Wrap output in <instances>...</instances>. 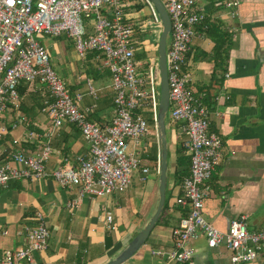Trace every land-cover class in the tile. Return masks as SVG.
Listing matches in <instances>:
<instances>
[{
  "label": "built area",
  "instance_id": "2783aa9c",
  "mask_svg": "<svg viewBox=\"0 0 264 264\" xmlns=\"http://www.w3.org/2000/svg\"><path fill=\"white\" fill-rule=\"evenodd\" d=\"M163 2L171 22L166 56L168 114L173 122L181 123L190 169L181 185L182 195L174 199V204L186 208L188 214L172 230L171 250L154 251L153 255L166 256L173 264L189 263L194 255L189 242L203 235L209 248L225 247L232 264L254 262L264 252V230L249 231L246 218L240 217L231 222L227 232H222L204 217L208 183L222 164L223 144L210 131V109L189 90L183 65L194 29L206 21V13L199 9L196 0ZM224 5L231 17L238 16L239 0H229ZM127 7L123 0H0V142L9 131L22 125V84L31 92L37 86L44 91L41 111L49 122L44 134L27 132L26 141L38 145L34 151L12 152L3 160L0 150V187H7L12 180L53 179L61 188L78 189V197L67 204L68 209H76L86 196L106 198L124 194L139 171L141 181H147L151 171L143 139L149 135V125L145 116L136 111L148 109L156 129L158 63L156 57L149 58L147 67L142 68L136 60L135 27L127 21ZM153 15L158 19L154 9ZM62 36L73 41L81 60L89 52L101 54L100 67L111 73L115 115L110 122L99 125L88 118L99 100L93 82L87 80L86 93L73 97L54 70L46 47L38 41ZM85 96L92 98L93 103L81 108ZM6 113L15 119L9 123L2 117ZM68 125L80 132L88 152L72 160L66 158L58 167L48 170L55 152L52 141ZM36 220V226L26 227L20 234L24 246L2 253L0 264H41L36 255L48 250L51 235L44 216L37 214ZM113 223L114 218L108 213L106 229L113 230Z\"/></svg>",
  "mask_w": 264,
  "mask_h": 264
},
{
  "label": "crops",
  "instance_id": "0c3cea01",
  "mask_svg": "<svg viewBox=\"0 0 264 264\" xmlns=\"http://www.w3.org/2000/svg\"><path fill=\"white\" fill-rule=\"evenodd\" d=\"M123 1L128 6L125 11L127 21L135 27L134 47L139 45V52L157 58L160 27L152 6L133 10L134 3ZM226 1L229 0H196L199 9L206 13V23L211 26V31L203 26L194 29L184 72L188 75L189 90L196 98L207 101L210 131L217 134L223 144L222 164L208 183L204 217L222 232H227L233 220L245 217L248 230L257 232L264 230V0H239L236 18L231 17L225 7ZM220 33L228 35L230 44L222 40ZM66 39L62 48L53 44L59 58L69 51L67 43L70 39ZM217 47L220 48L216 51ZM47 52L52 60V55ZM222 59L227 60L225 73L220 68ZM96 66L102 70L99 60ZM82 68L86 71L79 78L75 75L61 78L73 97L86 93L87 80H91L98 91L96 103H100L92 120L99 125L110 122L115 115L114 106L105 104L104 100L113 96L111 79L94 80L87 73L85 62ZM207 89L210 96L205 93ZM209 97H215L213 102ZM43 102L44 91L37 86L36 91L31 92L27 86L22 95V125L9 131L0 142L3 160H7L12 152H32L38 147L35 142L26 141V135L30 130L37 134L48 131L49 122L41 111ZM92 103L93 99L85 96L80 107ZM139 113L144 115L143 111ZM13 119L15 116L10 114L8 122ZM168 128L172 130V161L171 169L168 165L167 211L144 246L123 264H173L166 256H154L153 252L171 250L172 230L186 217L187 209L174 204V199L182 195L181 185L174 184V173H189L190 158L185 152L186 137L181 132V123L173 122L167 125ZM153 137L157 138V135L149 130V135L143 139L146 153L154 145ZM15 141L18 144H14ZM156 145L159 153V144ZM53 148L55 152L48 170L58 167L66 158L72 160L88 152L80 132L69 125L64 126L53 140ZM168 148L169 158V144ZM179 148L189 160L177 168ZM146 163L149 167L147 159ZM150 171L146 182L141 181V171L135 173L124 194L106 198L86 196L76 209H68L67 204L78 197L77 188H61L49 178L10 181L7 187H0V256L5 251L23 247L21 232L26 227L36 226V216L42 214L51 236L48 250L36 255L41 264L108 263L141 232L156 211L159 172H153L151 168ZM108 213L114 217L113 230L106 229ZM122 223L125 224L121 226ZM106 239L110 241V249L106 248ZM188 247L194 249L189 264H232L228 250L222 246L209 248L203 235L191 240ZM244 264H264V252L256 261Z\"/></svg>",
  "mask_w": 264,
  "mask_h": 264
},
{
  "label": "water",
  "instance_id": "95a60500",
  "mask_svg": "<svg viewBox=\"0 0 264 264\" xmlns=\"http://www.w3.org/2000/svg\"><path fill=\"white\" fill-rule=\"evenodd\" d=\"M153 7L160 20V36L157 44V63L159 73V105L156 121V133L159 144L158 167V205L156 211L148 224L128 244V246L113 260L106 264H123L128 261L136 252L144 246L151 232L159 222L165 208L167 185H168V141L166 120L169 113V84L167 71V46L171 33V22L168 13L161 0H147Z\"/></svg>",
  "mask_w": 264,
  "mask_h": 264
},
{
  "label": "trees",
  "instance_id": "16d2710c",
  "mask_svg": "<svg viewBox=\"0 0 264 264\" xmlns=\"http://www.w3.org/2000/svg\"><path fill=\"white\" fill-rule=\"evenodd\" d=\"M129 1H131V3H134L133 10L134 9L140 10V9L144 8L146 5H150L146 0H129ZM199 26H203V28L205 30H207L208 32L211 31V26L208 25L206 23V21L204 23L200 24ZM136 32L137 33H140V31L138 29H136ZM62 37H65V36H62ZM220 37L222 38V40L227 41L228 44H230L229 43L230 40L227 39V38H229L228 35L223 34V33H220ZM138 47H139V45L138 46L136 45V47H134L136 49L135 58H136L137 61L142 62V64H143V67L142 68H146L147 65H148V58H149V56H148V54L146 52H143V51L142 52H139L138 51L139 50ZM219 48L220 47H217L216 51ZM188 54H189V52H188ZM188 54H187V56H188ZM187 56H186L185 63L183 65V71H184V67L186 66ZM100 57H101V54L98 53V52H89V53L86 54V58L83 61L85 62V66L88 67L87 73L89 72V75L94 80H99V79H103V78H106V77H107V79L110 80L111 79V73H110V71L107 70V69H102L101 70V69H99L96 66V64L98 63V60L100 59ZM220 62H221L220 68L223 71V73H225L226 72V68L225 67H226L227 60L226 59H222ZM26 90H27V85L26 84H22L20 86V88H19V93H20V97H21L20 111L22 110V95L25 93ZM205 93H207V95L210 96L209 89H207V91H205ZM214 98L215 97H209V101L210 102H213L212 100H214ZM199 99L202 100L201 98H199ZM104 102L107 105L109 104L111 106H114L113 96H111V97L109 96L108 99L104 100ZM202 102L207 107L209 106L206 103L207 101H203L202 100ZM96 106L97 107L93 111V114H94V112L97 109H99L100 103L98 102ZM136 113H139V110H137ZM93 114L88 117L90 120L93 119ZM168 117H167V120H166V125H169V124L173 123V121L171 120V118L169 117V119H168ZM147 121H148L149 129L152 128V127L155 129V123H154L153 117L151 116L149 118V120L147 119ZM52 143H53V141H52ZM187 158L188 157H186V156L183 155L182 148H179V150H178V158H177V168L178 167H181L183 164L188 163V160L189 159H187ZM145 159L148 160L149 167L153 170V172H156L157 173V171H158V146L157 145L154 144L150 149H148V151H147V153L145 155ZM188 176H189V173L188 172L186 173V172L176 171L174 173V179H175L174 184L175 185H182L183 184V181ZM167 198L168 197H166L165 208H164V212H163L161 218L165 215V213L167 211V203H168ZM187 213H188V210H187V212L184 213V215L187 216ZM109 242H110L109 239L108 240L106 239V248L107 249H110V243ZM185 264H189V263H185Z\"/></svg>",
  "mask_w": 264,
  "mask_h": 264
},
{
  "label": "rangeland",
  "instance_id": "374dc122",
  "mask_svg": "<svg viewBox=\"0 0 264 264\" xmlns=\"http://www.w3.org/2000/svg\"><path fill=\"white\" fill-rule=\"evenodd\" d=\"M161 1H162V3H164L163 0H161ZM58 39L59 38L53 39V38L45 37V38L40 39L38 41H39L40 44L45 46L47 48V50L50 52V54L52 55L51 56L52 57V60H51L52 61V66H53L54 70L59 74L60 77H62L63 79H66V75H68V76L69 75H72V76L75 75V76H77V78H79L80 74L82 72H85L86 70H83V68H82L84 66V62H83V60H81L78 57L77 53L75 52L73 41L72 40H68V43H67L68 47L67 48H68L69 51H67L65 53V55H62L59 58L55 54V51L53 50V44L57 43L62 48V43L64 42V40H67V39H66V37H61V39H59V40ZM68 52H70V53L67 54ZM64 60H65V63H64ZM73 70H74V72H73ZM70 72H71V74H70ZM67 80H68V78H67ZM143 114H144L145 118L148 119V120L151 117V114L149 113L148 109H144L143 110ZM168 116H169V114H168ZM2 117H4L5 119H8L9 113L3 114ZM168 119H169V117H168ZM149 130H150V132H152L155 135H157L156 129H154L153 127L150 128ZM167 137H168V144H169V147H170V157L168 158V165H169V169H171L170 167H171V161H172V157H171V152H172V130L170 128H168V130H167ZM155 142L158 143V139L156 137H153V144L156 145ZM157 180H158V178H157ZM124 224L125 223H122L121 226H123Z\"/></svg>",
  "mask_w": 264,
  "mask_h": 264
}]
</instances>
